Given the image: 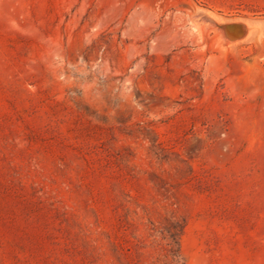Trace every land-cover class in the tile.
<instances>
[{
  "label": "rangeland",
  "instance_id": "374dc122",
  "mask_svg": "<svg viewBox=\"0 0 264 264\" xmlns=\"http://www.w3.org/2000/svg\"><path fill=\"white\" fill-rule=\"evenodd\" d=\"M0 264H264V0H0Z\"/></svg>",
  "mask_w": 264,
  "mask_h": 264
}]
</instances>
